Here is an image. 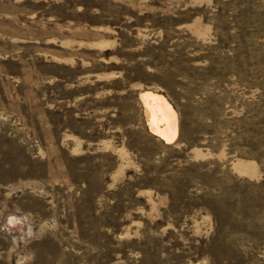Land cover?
Segmentation results:
<instances>
[{
	"label": "rangeland",
	"instance_id": "374dc122",
	"mask_svg": "<svg viewBox=\"0 0 264 264\" xmlns=\"http://www.w3.org/2000/svg\"><path fill=\"white\" fill-rule=\"evenodd\" d=\"M0 264H264V0H0Z\"/></svg>",
	"mask_w": 264,
	"mask_h": 264
},
{
	"label": "bare ground",
	"instance_id": "6f19581e",
	"mask_svg": "<svg viewBox=\"0 0 264 264\" xmlns=\"http://www.w3.org/2000/svg\"><path fill=\"white\" fill-rule=\"evenodd\" d=\"M141 98L151 133L165 144H173L178 137V121L171 104L165 97L152 92L143 93Z\"/></svg>",
	"mask_w": 264,
	"mask_h": 264
}]
</instances>
